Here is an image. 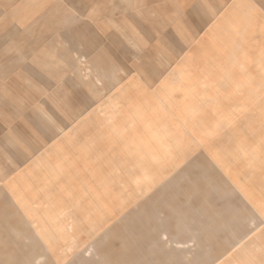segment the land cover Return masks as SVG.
I'll use <instances>...</instances> for the list:
<instances>
[{"label":"rangeland","instance_id":"1","mask_svg":"<svg viewBox=\"0 0 264 264\" xmlns=\"http://www.w3.org/2000/svg\"><path fill=\"white\" fill-rule=\"evenodd\" d=\"M126 1L0 0V264H264V221L235 242L196 197L186 130L234 83L264 99V0Z\"/></svg>","mask_w":264,"mask_h":264},{"label":"crops","instance_id":"2","mask_svg":"<svg viewBox=\"0 0 264 264\" xmlns=\"http://www.w3.org/2000/svg\"><path fill=\"white\" fill-rule=\"evenodd\" d=\"M141 1L129 0V3L135 5L141 3ZM119 2L123 6L121 10L125 11L126 0H106L107 5L109 3L113 4L110 8L105 7V9H112L116 12L118 10L115 8H117L116 5ZM94 9L95 5L91 6L90 10L92 12ZM86 18L97 20L96 13H92L89 17L87 15L81 18L84 20V24L88 23L89 25ZM125 18L126 16H124ZM108 19H106L105 23L109 21ZM112 20L113 18L111 17V22ZM93 23L96 26L94 21ZM256 84V90H259L258 85L260 83ZM233 85L234 89L231 91H234V93L229 94V97L214 100V104H212L214 106H212L211 110L209 109V113L204 112L197 117L202 120L200 126L198 124V126L194 127L187 123L186 130L189 128L187 132L193 133L200 127L198 129L202 131V136L200 131L197 137H191L193 141L195 138L197 142L201 141L199 150L203 159L201 161L200 157H196L192 161L193 164H197L195 168L200 169L199 171L203 174L201 184H196L193 187L195 192L202 193L194 195L196 197L204 196L208 200L206 203L208 208L212 209L208 210V212L209 216L214 220L213 225L221 231L223 227H228L229 232L226 230L225 234L229 233V235L236 236L234 238L236 242L241 234L253 233L254 226H258L264 221V99L252 97L251 104L244 105L246 99H240L237 96L240 84L234 83ZM219 104V109H217ZM227 106L230 107V110L226 109ZM170 111L173 113L172 108ZM228 114H231L232 119L229 122L227 120ZM151 155L152 153L149 154V156ZM156 155L160 156L159 159H163V163L168 161L166 153L159 152ZM173 166L177 169L176 165ZM189 166H191V163ZM214 173L216 176H222L224 180L230 183L229 188H231L232 192L229 194L225 192V194L233 195L234 198L237 196V202L234 199L232 203L229 200L220 201L224 200L221 195L218 200L212 199V196L215 195L216 185L213 181ZM188 174L187 171V177ZM210 199L213 202H220L214 204ZM239 201L243 203L246 216L254 219V222L249 226H244L243 224L245 215L240 211H243V209H240ZM217 209H219V213L216 211ZM221 213L224 215L223 219L220 217ZM243 227L245 230H243ZM207 233L209 232L207 231ZM259 233L262 235L264 231L260 230Z\"/></svg>","mask_w":264,"mask_h":264}]
</instances>
